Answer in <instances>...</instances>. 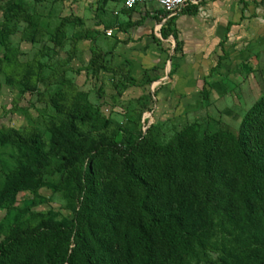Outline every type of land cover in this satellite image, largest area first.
<instances>
[{
    "label": "rangeland",
    "instance_id": "rangeland-1",
    "mask_svg": "<svg viewBox=\"0 0 264 264\" xmlns=\"http://www.w3.org/2000/svg\"><path fill=\"white\" fill-rule=\"evenodd\" d=\"M106 5L107 0H74L67 5L61 0H0V24L2 9L23 10L18 31L8 37L13 68L0 63V132L15 130L22 138L41 143L45 153L36 165L11 141L0 145V191L11 172L34 173L28 177V188L0 202V242L14 229L70 224L73 219L78 196L71 172L58 171L61 156L51 155L57 151L55 128L81 154L100 150L94 160L100 188H110L127 204L136 193L129 195L119 183L118 160L125 151L136 146L139 153L154 152L181 136L202 140L219 132L237 135L247 111L264 98V49L257 53L252 47L246 58L228 61L219 48L218 56L224 58L219 63L197 59L191 64L178 57L170 42L120 46L108 39L107 24H97ZM32 34L34 43L29 42ZM4 52L0 46V60ZM32 71V81L23 84L22 77ZM7 78H12L10 84ZM73 117L79 136L71 132ZM186 128L191 129L188 135L183 134ZM115 134L120 142L113 139ZM215 159L217 170L232 181L231 164L222 150ZM143 171L154 179L158 175L149 159ZM235 186L233 181L230 201ZM224 193L195 170L173 191L160 188L159 203L184 213L204 242V249L196 247L185 264H246L264 249L261 224L255 228L245 217L237 227L229 225L219 205ZM157 250L163 257L171 252L164 244ZM33 257L40 264L39 255Z\"/></svg>",
    "mask_w": 264,
    "mask_h": 264
},
{
    "label": "trees",
    "instance_id": "trees-1",
    "mask_svg": "<svg viewBox=\"0 0 264 264\" xmlns=\"http://www.w3.org/2000/svg\"><path fill=\"white\" fill-rule=\"evenodd\" d=\"M2 13L0 46L5 52L0 63L11 68L13 51L8 50V37L18 31L16 25L23 10L10 7L2 9ZM24 16L25 20L30 19ZM28 25L36 30L31 21ZM33 36L29 37L30 43L35 42ZM32 75L33 71L24 75L23 84L32 81ZM11 80L7 78V84ZM75 119L72 118L70 128L73 135L79 136ZM54 130L57 151L51 155L61 156L58 171L71 172L78 196L73 219L70 224L54 222L33 230L14 229L0 242V264L16 259L21 264H36L34 255H39L40 264H185L187 257L194 256L196 247L204 249V242L196 234L194 222L184 213L159 203V190L164 186L168 192L173 191L178 181L192 170L214 190L225 191L219 205L230 226L237 227L246 217L253 227L261 224L264 228V98L247 111L237 135L219 132L202 140L195 135L187 139L181 136L173 145L154 152L139 153L136 146L125 151L118 160L119 183L129 195L136 193L127 204H122L110 188H100V173L94 166L100 150L81 154L70 138ZM190 131L186 128L183 134ZM113 139L120 142L117 134ZM10 141L25 149L33 164H39L41 156H45L41 143L22 138L15 130L0 132V145ZM221 150L231 164L232 181L216 168L215 156ZM146 159L154 163L156 179L143 171ZM32 175L20 171L8 174L6 187L0 191V202L28 188V177ZM233 181L236 186L230 201L227 195ZM159 244L171 249L167 257L158 252ZM246 264H264V249L257 250Z\"/></svg>",
    "mask_w": 264,
    "mask_h": 264
},
{
    "label": "crops",
    "instance_id": "crops-1",
    "mask_svg": "<svg viewBox=\"0 0 264 264\" xmlns=\"http://www.w3.org/2000/svg\"><path fill=\"white\" fill-rule=\"evenodd\" d=\"M61 1L67 5L74 0ZM194 1L164 23L165 14L157 4L126 10L122 0H107L97 24H107L108 39L120 46L131 43L142 48L170 42L178 57L189 59L191 64L197 59L219 63L224 59L218 56L219 48L228 61L246 58L252 47L257 53L264 49V0ZM169 28L172 31L164 35ZM245 41L250 42L247 48L242 46Z\"/></svg>",
    "mask_w": 264,
    "mask_h": 264
},
{
    "label": "built area",
    "instance_id": "built-area-1",
    "mask_svg": "<svg viewBox=\"0 0 264 264\" xmlns=\"http://www.w3.org/2000/svg\"><path fill=\"white\" fill-rule=\"evenodd\" d=\"M122 2L126 10H132L139 5L157 4L165 14L163 18L164 23L189 4L195 3L194 0H122ZM106 34L110 36L111 33L108 31Z\"/></svg>",
    "mask_w": 264,
    "mask_h": 264
}]
</instances>
